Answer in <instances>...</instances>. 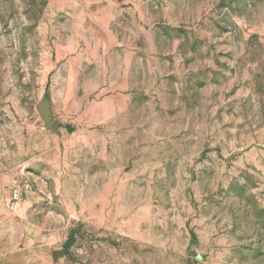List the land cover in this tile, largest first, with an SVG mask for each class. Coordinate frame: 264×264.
<instances>
[{"label":"rangeland","instance_id":"1","mask_svg":"<svg viewBox=\"0 0 264 264\" xmlns=\"http://www.w3.org/2000/svg\"><path fill=\"white\" fill-rule=\"evenodd\" d=\"M0 264H264V0H0Z\"/></svg>","mask_w":264,"mask_h":264},{"label":"built area","instance_id":"2","mask_svg":"<svg viewBox=\"0 0 264 264\" xmlns=\"http://www.w3.org/2000/svg\"><path fill=\"white\" fill-rule=\"evenodd\" d=\"M12 201H18L20 199V192L18 189H14L11 193Z\"/></svg>","mask_w":264,"mask_h":264}]
</instances>
